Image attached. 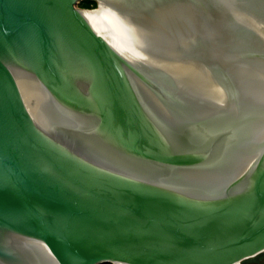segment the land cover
<instances>
[{"label":"water","instance_id":"95a60500","mask_svg":"<svg viewBox=\"0 0 264 264\" xmlns=\"http://www.w3.org/2000/svg\"><path fill=\"white\" fill-rule=\"evenodd\" d=\"M78 1L0 0V264H264V0Z\"/></svg>","mask_w":264,"mask_h":264},{"label":"rangeland","instance_id":"374dc122","mask_svg":"<svg viewBox=\"0 0 264 264\" xmlns=\"http://www.w3.org/2000/svg\"><path fill=\"white\" fill-rule=\"evenodd\" d=\"M83 1H87L88 3V6H86L85 8L86 9H89L90 11H94L96 8H97V5H96V0H79L78 2H76V6H80V3L83 2ZM89 1V2H88ZM95 1V4L91 5V2ZM82 7V6H81ZM109 263V262H108ZM110 264H112L110 262Z\"/></svg>","mask_w":264,"mask_h":264},{"label":"trees","instance_id":"16d2710c","mask_svg":"<svg viewBox=\"0 0 264 264\" xmlns=\"http://www.w3.org/2000/svg\"><path fill=\"white\" fill-rule=\"evenodd\" d=\"M88 2H89V1H88ZM93 4H95V1L91 2V5H93ZM80 6H82V7H86V6H88L87 1H83V2H81V3H80Z\"/></svg>","mask_w":264,"mask_h":264},{"label":"bare ground","instance_id":"6f19581e","mask_svg":"<svg viewBox=\"0 0 264 264\" xmlns=\"http://www.w3.org/2000/svg\"><path fill=\"white\" fill-rule=\"evenodd\" d=\"M100 5V4H99ZM98 7L99 6H97V8L95 9V10H97L98 9ZM83 11H90L89 9H85V10H83ZM112 262V261H111ZM113 263V262H112Z\"/></svg>","mask_w":264,"mask_h":264},{"label":"built area","instance_id":"2783aa9c","mask_svg":"<svg viewBox=\"0 0 264 264\" xmlns=\"http://www.w3.org/2000/svg\"><path fill=\"white\" fill-rule=\"evenodd\" d=\"M104 264H110V262H109V263L107 262V263H104ZM112 264H113V263H112Z\"/></svg>","mask_w":264,"mask_h":264}]
</instances>
